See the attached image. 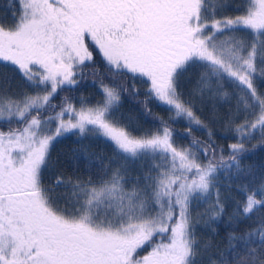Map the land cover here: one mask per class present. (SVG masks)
I'll list each match as a JSON object with an SVG mask.
<instances>
[{"label": "snow or ice", "instance_id": "obj_1", "mask_svg": "<svg viewBox=\"0 0 264 264\" xmlns=\"http://www.w3.org/2000/svg\"><path fill=\"white\" fill-rule=\"evenodd\" d=\"M12 3L11 23L0 18V62L32 93H9L7 79L0 87V264H264V218L229 233L223 253L211 254L197 236L205 217L227 215L231 179L225 195L222 174L253 178L237 186L244 199L232 221L264 211V173L241 167L257 135L264 147V0ZM93 49L109 78L122 82L101 80L100 101L81 98L76 107L65 97L57 111L58 90L95 67ZM190 70L195 86L185 91L181 78ZM136 80L147 84V113L148 99L170 113L139 135L116 116L129 81L139 94ZM216 99L233 105L225 127L236 142L227 153L197 115V101ZM180 119L189 146L174 140L171 124ZM69 133L103 138L124 162L101 164L95 177L61 174L46 184L52 149ZM128 160L140 162L136 174Z\"/></svg>", "mask_w": 264, "mask_h": 264}, {"label": "trees", "instance_id": "obj_2", "mask_svg": "<svg viewBox=\"0 0 264 264\" xmlns=\"http://www.w3.org/2000/svg\"><path fill=\"white\" fill-rule=\"evenodd\" d=\"M236 2L239 3L240 0H236ZM14 6L12 0H0V18H6L7 22L11 23V8H14ZM93 54L95 67H86L84 69V78L77 85L65 86L63 89L58 90L52 100V103L57 105V111L65 97L69 98L76 107L80 106L81 98L93 104L100 101L103 98L101 80L109 86H114V81L117 83L122 82L123 78H109L105 63L95 49H93ZM93 72H97L99 75H93ZM5 79L10 81L6 85L9 93L16 94L22 91L32 93V89L26 86L18 72L14 71L11 66H6L5 62H0V87L5 86L3 84ZM195 81V72L190 70L181 78V85L187 91L195 86ZM132 83L129 81L126 85L129 91L121 93V101L116 116L123 123L128 124L130 129L134 130L137 135L141 134L143 130L159 128L161 126L160 122L155 117L160 116L167 120L170 113L165 106L154 99H148V107L151 109L152 114L147 113L143 103L147 99L145 95L147 84L140 80L134 81L135 88L138 89L139 94L133 95ZM228 90H230V87ZM232 106V103L223 99L205 100L203 104L197 101V107L200 109L197 115L215 133L216 142L224 148L225 153H227L228 144L236 142L234 134L225 127ZM171 126L175 130L174 140L176 144L178 146H189L191 138L186 135V121L180 119L171 124ZM192 135L200 140L207 139V133L204 130L193 128ZM251 145H256V147L251 148ZM251 145H248L251 150L242 158L241 167L247 168L251 166L253 172L259 176L260 173H264V147L259 145L258 135L256 139L251 141ZM51 156L53 163L44 173L46 184H51L54 178L61 174L72 178L76 176L86 178L90 175L95 177L100 172L101 164L116 167L124 162L123 157L117 155L113 145L106 142L103 138L80 137L72 133L66 134L59 139L52 149ZM127 166L133 174H136L139 171L140 162L128 160ZM230 179V195L232 198L226 202L227 215L214 222L207 221L205 217L204 221L197 225L198 238L212 245L211 254L213 255L223 253L227 249L229 233L242 234L246 230L255 227L260 218H264V211H259L251 218L243 219L239 223L231 220V214L235 210L236 202L244 199L243 193L237 189V186L248 184L253 178L248 175L229 178L222 174L220 182L222 192L225 195L229 194L228 185ZM256 182L258 183V180ZM205 207L207 205L202 204L199 210L203 212Z\"/></svg>", "mask_w": 264, "mask_h": 264}, {"label": "rangeland", "instance_id": "obj_3", "mask_svg": "<svg viewBox=\"0 0 264 264\" xmlns=\"http://www.w3.org/2000/svg\"><path fill=\"white\" fill-rule=\"evenodd\" d=\"M67 118V117H66Z\"/></svg>", "mask_w": 264, "mask_h": 264}]
</instances>
